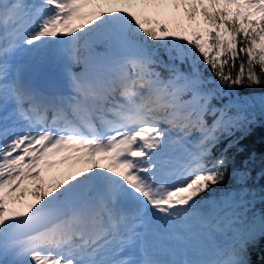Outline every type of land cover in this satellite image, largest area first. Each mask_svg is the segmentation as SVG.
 <instances>
[{
	"label": "snow or ice",
	"instance_id": "1",
	"mask_svg": "<svg viewBox=\"0 0 264 264\" xmlns=\"http://www.w3.org/2000/svg\"><path fill=\"white\" fill-rule=\"evenodd\" d=\"M257 87L264 0H0V264H255Z\"/></svg>",
	"mask_w": 264,
	"mask_h": 264
},
{
	"label": "trees",
	"instance_id": "2",
	"mask_svg": "<svg viewBox=\"0 0 264 264\" xmlns=\"http://www.w3.org/2000/svg\"><path fill=\"white\" fill-rule=\"evenodd\" d=\"M210 74V73H208ZM227 92V90H225ZM236 93H239L240 97H245L249 94H253L256 97L264 95V87H257L253 89H235L233 93L224 95L221 100L213 101L216 104H226L229 100L235 101L237 99ZM239 103L243 104L241 99ZM248 112L255 116L256 123L252 126L251 132L245 136L239 144V147L243 151L238 152L236 149H232L228 153V161L230 170L233 168H239L245 166L247 161V167L252 172L250 184L258 191L261 185H264V180L260 179L261 169L264 168V114L261 113L260 107L257 104L254 108L248 109ZM227 141H223L219 146L222 150ZM232 182L231 176H229L228 183ZM29 187L34 186V182H27ZM259 206V205H258ZM251 259L255 264H261L264 261V246L257 247L251 255Z\"/></svg>",
	"mask_w": 264,
	"mask_h": 264
},
{
	"label": "rangeland",
	"instance_id": "3",
	"mask_svg": "<svg viewBox=\"0 0 264 264\" xmlns=\"http://www.w3.org/2000/svg\"><path fill=\"white\" fill-rule=\"evenodd\" d=\"M29 78H33L31 76V74H29ZM78 167H83V166H78ZM59 172H60L59 169H54L52 172L47 173L45 175V180H46L45 187H48L49 184H51L52 182H54V179H59L60 178ZM67 174H68L67 171H65V175H67ZM27 199L28 200H31L33 198L31 196H28Z\"/></svg>",
	"mask_w": 264,
	"mask_h": 264
}]
</instances>
